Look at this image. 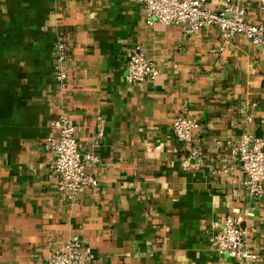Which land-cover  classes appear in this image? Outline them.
<instances>
[{
    "label": "crops",
    "instance_id": "1",
    "mask_svg": "<svg viewBox=\"0 0 264 264\" xmlns=\"http://www.w3.org/2000/svg\"><path fill=\"white\" fill-rule=\"evenodd\" d=\"M227 1L264 21L258 0L207 7ZM59 37L70 53L63 88ZM136 45L158 74L130 84ZM62 111L77 126L80 151L100 158L88 165L99 186L74 202L49 167ZM183 111L200 124L192 146L171 129ZM245 132L264 134V46L242 35L225 42L218 26L192 35L150 26L136 0H0V264H47L73 235L94 251L93 264H264V197L248 194L231 157ZM229 215L245 230L244 258L209 244Z\"/></svg>",
    "mask_w": 264,
    "mask_h": 264
},
{
    "label": "built area",
    "instance_id": "2",
    "mask_svg": "<svg viewBox=\"0 0 264 264\" xmlns=\"http://www.w3.org/2000/svg\"><path fill=\"white\" fill-rule=\"evenodd\" d=\"M142 7L148 25L156 23L175 24L183 27L188 35L197 34L210 26H218L225 42L236 35H242L255 46H264V21L253 23L247 20V5L225 2L217 9L207 7V0H136ZM264 14V0H258ZM69 47L63 37L54 43L55 79L60 88L68 81L66 63ZM125 79L130 84L152 81L158 74L156 63L142 45H136L130 52ZM248 121L252 118L249 116ZM200 124L183 111L171 124L176 139L192 146L196 141V131ZM54 134L49 138L52 159L50 171L57 176L59 192L68 200H77L79 192L85 188H96L100 182L88 171L89 164H97L100 158L94 152H81L77 137V126L69 112L62 111L53 122ZM191 156L196 164L202 163L200 149L193 148ZM232 160L237 162L244 175V184L252 197H264V134L245 132L237 146L231 151ZM231 169L224 167L228 173ZM218 223L209 234L211 248L222 257L232 259L247 255L245 230L234 216H227L221 229ZM96 255L79 235L71 236L58 248L53 249L47 264H93Z\"/></svg>",
    "mask_w": 264,
    "mask_h": 264
}]
</instances>
